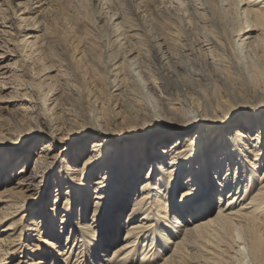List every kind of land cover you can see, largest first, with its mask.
<instances>
[{
	"label": "bare ground",
	"instance_id": "obj_1",
	"mask_svg": "<svg viewBox=\"0 0 264 264\" xmlns=\"http://www.w3.org/2000/svg\"><path fill=\"white\" fill-rule=\"evenodd\" d=\"M189 1L180 18L156 10L158 27L170 31L155 38V69L140 48L116 55L108 71L113 114L99 86L84 106L89 117L121 121V132L111 150L95 142L87 153L78 147L66 181H57L64 190L51 199L53 213L42 222L39 210L30 222L35 242L57 264L70 255L82 264H264V90L244 55L250 49L264 58V0ZM226 6L237 18L232 28L215 22L212 7ZM204 25L210 33L198 31ZM28 34L21 45L29 44ZM130 38L118 33L114 43L119 48ZM88 133L82 126L78 135L87 142ZM119 139L128 141L123 152ZM225 141L229 149L217 148ZM14 147H1L0 156L13 155ZM47 160L37 153L31 168L24 161L17 172L11 169L18 159L0 160V255L14 240L9 220L23 205L18 198L36 192ZM66 206L69 213L56 219ZM52 237H64L62 250ZM44 256L37 264H50Z\"/></svg>",
	"mask_w": 264,
	"mask_h": 264
},
{
	"label": "rangeland",
	"instance_id": "obj_2",
	"mask_svg": "<svg viewBox=\"0 0 264 264\" xmlns=\"http://www.w3.org/2000/svg\"><path fill=\"white\" fill-rule=\"evenodd\" d=\"M200 1L212 3V0ZM187 2L188 0H0V130L6 132L5 136L0 137V148L13 145L15 147L11 152L16 150L13 155H1L0 160L13 163L18 159V165H12V169L7 166L17 172L24 161L26 168H31L37 153L48 157L47 162L40 163L39 169L45 179L39 183L36 192L18 198L23 199V205L18 209L17 216L9 220L14 222V240L9 244L10 252L0 255V264H28L32 261V264H37L38 257L46 254L41 248V241L35 242L37 235L36 231L29 229L32 226L30 222L33 218L42 216V212L37 216L39 210L46 213L42 222L53 213L51 199L58 188L57 181H66L69 172L66 164L73 163V155L77 153L78 147H83V153H87L95 142L102 149L110 147L111 150L121 132V121L89 117L84 106L92 99L93 91L99 86L106 112L109 115L115 111V102L110 93L113 76L108 71L116 55L120 57L133 47L140 48L144 58L155 69L161 64L153 46L155 38L170 31L167 26L158 27L156 10L160 8L170 16L172 14L173 17L180 18L184 8H190L188 5L191 1L189 4ZM212 11L218 27L220 23L228 28L236 26L237 18L232 8L226 6L224 10L217 11L212 7ZM191 18L192 22L194 17ZM179 25L185 30L184 22L181 21ZM198 31L210 33L207 26ZM118 33L131 36L130 42L119 48L114 43ZM27 34L30 36L29 44L21 45L20 41ZM25 53L28 58L23 56ZM240 54L242 56L243 53ZM244 55L250 57L259 69L260 84L264 90V58L250 49L245 50ZM82 126L89 129V139H85L87 142L78 135ZM117 142H121L123 152L128 141L119 139ZM225 144L217 148L231 147L228 143ZM21 147H24L23 151L30 153L21 154ZM125 154L127 153L124 152V156ZM76 159L77 162L74 163H78L81 158ZM4 172L0 166L1 175ZM94 179V176L85 177L83 183H91ZM11 180L16 181L14 175ZM58 189L64 190L61 185ZM58 196L60 200L57 205L63 207L64 195L59 193ZM67 211L66 206V210L61 214L59 212L56 219ZM0 234L5 235L4 232ZM52 239H56L58 243L55 249L62 250L64 237ZM43 246L47 248V243ZM36 250L39 251L38 254ZM54 258L51 254L45 255L44 262L57 264ZM63 258L62 256L57 262H83V259L75 261L72 255L66 261ZM84 263L89 262L85 260Z\"/></svg>",
	"mask_w": 264,
	"mask_h": 264
},
{
	"label": "snow or ice",
	"instance_id": "obj_3",
	"mask_svg": "<svg viewBox=\"0 0 264 264\" xmlns=\"http://www.w3.org/2000/svg\"><path fill=\"white\" fill-rule=\"evenodd\" d=\"M242 131H246V129H242ZM262 135H264V127H262ZM163 225H161L162 227Z\"/></svg>",
	"mask_w": 264,
	"mask_h": 264
}]
</instances>
